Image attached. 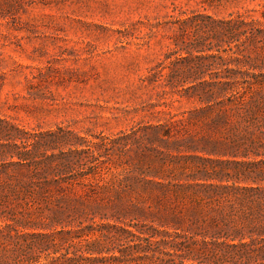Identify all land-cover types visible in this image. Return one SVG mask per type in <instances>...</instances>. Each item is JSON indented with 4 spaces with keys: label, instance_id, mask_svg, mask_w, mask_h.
Segmentation results:
<instances>
[{
    "label": "trees",
    "instance_id": "obj_1",
    "mask_svg": "<svg viewBox=\"0 0 264 264\" xmlns=\"http://www.w3.org/2000/svg\"><path fill=\"white\" fill-rule=\"evenodd\" d=\"M248 19L217 22L216 38L234 46L228 57L207 54L225 66L214 83L184 85L205 67L200 45L166 55L159 68H174L172 101L203 106L181 117L162 111L163 125L150 127L165 141L187 135L195 117L209 119L232 160L157 150L147 172L143 160L137 175L129 166L103 172L86 165L88 150L49 153L63 135L50 134L48 146L44 135L1 130L0 264H264V25Z\"/></svg>",
    "mask_w": 264,
    "mask_h": 264
},
{
    "label": "rangeland",
    "instance_id": "obj_2",
    "mask_svg": "<svg viewBox=\"0 0 264 264\" xmlns=\"http://www.w3.org/2000/svg\"><path fill=\"white\" fill-rule=\"evenodd\" d=\"M263 11L264 0H0V131L14 125L47 143L50 134L63 135L65 144L49 153L88 150L86 165L103 172L129 166L137 175L141 160L147 172L157 150L232 160L209 119L195 117L179 138L153 137L150 127L163 125L162 111L181 117L203 106L173 102L167 77L174 68L159 65L172 50L184 56L197 44L205 67L184 85L216 82L225 66L216 67L207 54L228 57L234 46L216 38L217 22L241 14L264 25ZM153 76L154 83L145 82ZM100 210L112 213L106 203Z\"/></svg>",
    "mask_w": 264,
    "mask_h": 264
}]
</instances>
